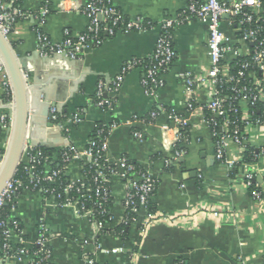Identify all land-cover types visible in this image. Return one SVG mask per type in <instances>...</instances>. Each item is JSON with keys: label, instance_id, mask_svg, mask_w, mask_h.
Returning a JSON list of instances; mask_svg holds the SVG:
<instances>
[{"label": "crops", "instance_id": "obj_1", "mask_svg": "<svg viewBox=\"0 0 264 264\" xmlns=\"http://www.w3.org/2000/svg\"><path fill=\"white\" fill-rule=\"evenodd\" d=\"M48 1L50 14L43 30L52 41L61 43L66 34L77 36L87 31L89 18L72 9L82 8L90 0ZM112 1L127 20L148 21L153 28L141 33H118L100 44L91 43L76 60L60 56L43 59L35 35L43 0H23L21 5L28 18L17 23L8 40L28 67L33 89L29 101L32 91L38 95L33 116L30 111L37 124L29 125L35 148L47 149L58 161L70 144L84 151L102 128L121 125L109 138L107 158L113 165L125 158L149 172L156 182L151 209L157 219L146 224V212L140 211L135 221L124 223L123 172L108 182L111 204L104 231H99L76 206L62 208L52 197L22 191L15 196V209L9 212L20 224L26 250L35 249L40 226L45 225L52 264H85L90 256L97 264H264V203L252 200L243 181L246 171L252 173L256 187L264 193V127L254 128L248 137L247 147H253L259 158L253 160L245 154L247 169L231 179L216 160L213 133L205 122V112L200 110L210 101L211 88L204 82L199 84L195 111L188 113L186 108V75L202 82L210 65L208 25L190 19L174 29L177 57L163 76L156 98L148 95L143 85L144 69L139 67L126 76L117 94L109 96L115 105L112 111L104 112L95 102L99 82L113 81L132 62L148 61L162 34L161 22L175 19L187 8V0ZM62 6L67 10L63 11ZM221 26L228 38L226 45L231 48L224 65L231 68L238 60L234 52L245 56L251 47L240 41L239 30L230 26L229 17L222 18ZM6 79L0 60V163L9 140L1 118L11 116L6 105ZM53 109L60 114L56 122L51 119ZM154 113L159 116L152 120ZM165 113L186 122V138L178 142L179 158L165 148L167 141L178 137L175 123L169 122ZM166 126L168 133L163 131ZM82 165L71 162L67 166L68 179L81 180ZM121 227H126L125 233L117 232ZM113 250L122 251L103 253ZM26 263L10 259L0 264Z\"/></svg>", "mask_w": 264, "mask_h": 264}, {"label": "built area", "instance_id": "obj_2", "mask_svg": "<svg viewBox=\"0 0 264 264\" xmlns=\"http://www.w3.org/2000/svg\"><path fill=\"white\" fill-rule=\"evenodd\" d=\"M23 0H0V30L8 39L14 27L21 20L28 18L21 5ZM49 1L43 5L37 16L35 29L39 55L43 59L60 56L76 60L89 44H100L105 38L116 34L146 32L153 28L151 22L143 20H127L114 6L112 0H90L82 8H73L90 20L87 31L82 35L66 34L63 42L57 43L44 32L43 27L50 14ZM62 10L67 9L62 6ZM224 16L230 18V26L238 29L240 41L249 45L247 55H235L238 60L227 68L225 58L231 52L226 45L228 38L222 31L221 21ZM196 19L208 25L207 42L209 68L203 81H195L191 74L186 75V93L188 113L196 109L194 99L197 86L201 83L212 90L210 101L200 110L205 112V122L212 130L215 141L216 160L231 173L244 172L247 165L244 155L251 159L259 158L256 150L247 147L249 134L254 128L264 127V0H187V8L175 19L161 22L162 34L159 37L152 57L144 64L132 62L126 65L121 74L113 81H101L98 84L96 104L104 112L114 108L111 94H117L126 76L136 68H143L145 79L143 85L152 98H156L163 86V76L169 71L177 54L174 49L173 31L184 22ZM4 89L8 97L7 106L13 108L12 87L9 79L5 80ZM165 112V111H164ZM168 115L169 122L175 123L178 137L173 142L167 141L165 148L180 157L178 142L185 139L186 122L173 113ZM59 112L51 111V119L59 120ZM159 114L154 113L152 120ZM79 120L78 117L75 118ZM1 123L4 129L12 128V117L3 116ZM112 124L98 131L96 139L90 147L80 151L70 144L60 154L62 169H55L53 157L47 149L35 148L28 144L24 150L23 160L14 179L8 184L0 196V263L14 259L26 264H52V252L45 225L40 226V236L35 249L25 248L26 240L22 235L20 224L14 220L10 212L15 209V196L22 191L40 192L45 197H52L62 208L76 206L83 216L95 224L99 231H104L108 222V206L111 194L108 182L111 177L123 172L125 178L124 223L135 221L138 212H146V224H152L157 218L150 210L151 200L156 191V182L147 171H143L128 159H121L115 165L107 158L109 138L120 128ZM169 127H163L168 133ZM247 150H251L248 153ZM264 151V148H263ZM81 162L82 179H68L67 166L73 162ZM238 176V175H237ZM64 179H67L64 184ZM245 187L250 191L252 200L257 204L264 203V193L255 185L254 176L247 172L244 176ZM16 240V241H15ZM14 241L17 242L14 245ZM101 252V246L97 245ZM122 250L104 251L105 254H116ZM85 264H97L94 257L85 259Z\"/></svg>", "mask_w": 264, "mask_h": 264}, {"label": "water", "instance_id": "obj_3", "mask_svg": "<svg viewBox=\"0 0 264 264\" xmlns=\"http://www.w3.org/2000/svg\"><path fill=\"white\" fill-rule=\"evenodd\" d=\"M0 60L8 75L13 92V108L10 112L12 117V128L8 132L9 140L5 155L0 163V196L14 179L18 168L23 160L24 150L28 144L36 147L33 142V130L31 124H37L30 117L36 108L37 96L32 91L29 101V91L32 83L28 78L29 70L26 63L21 62L9 40L0 30ZM55 106V104L53 105Z\"/></svg>", "mask_w": 264, "mask_h": 264}, {"label": "trees", "instance_id": "obj_4", "mask_svg": "<svg viewBox=\"0 0 264 264\" xmlns=\"http://www.w3.org/2000/svg\"><path fill=\"white\" fill-rule=\"evenodd\" d=\"M95 102H96V100H95ZM250 161H251L250 159H246V162L249 163ZM54 167H55V169H62L63 168V164L61 163L60 160H58ZM237 175H238L237 171H233V172L229 173V176H230L231 179H235L237 177ZM63 180H64V184H66L67 179L63 178ZM250 191H252V190H250ZM109 206H108V211H109ZM151 206H152V204L150 205V210L153 212V210L151 209ZM108 220H109V215L107 214V216L105 218V222H108ZM123 231L125 233L126 227H121L117 232L120 233V232H123Z\"/></svg>", "mask_w": 264, "mask_h": 264}]
</instances>
